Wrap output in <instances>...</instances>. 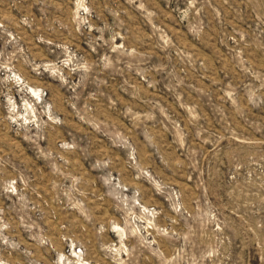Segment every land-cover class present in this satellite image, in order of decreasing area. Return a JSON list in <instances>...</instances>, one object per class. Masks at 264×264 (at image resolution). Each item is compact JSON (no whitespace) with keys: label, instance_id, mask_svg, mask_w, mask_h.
Segmentation results:
<instances>
[{"label":"rangeland","instance_id":"1","mask_svg":"<svg viewBox=\"0 0 264 264\" xmlns=\"http://www.w3.org/2000/svg\"><path fill=\"white\" fill-rule=\"evenodd\" d=\"M0 264H264V0H0Z\"/></svg>","mask_w":264,"mask_h":264}]
</instances>
